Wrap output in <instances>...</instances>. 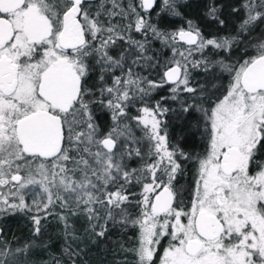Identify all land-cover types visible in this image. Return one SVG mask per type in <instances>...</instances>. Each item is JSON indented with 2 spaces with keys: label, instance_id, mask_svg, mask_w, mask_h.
I'll return each mask as SVG.
<instances>
[{
  "label": "snow or ice",
  "instance_id": "1",
  "mask_svg": "<svg viewBox=\"0 0 264 264\" xmlns=\"http://www.w3.org/2000/svg\"><path fill=\"white\" fill-rule=\"evenodd\" d=\"M224 7L0 0V221L30 222L23 241L0 227V264L47 249L49 218L67 257L51 264H86L78 219L92 243L130 233L116 264H264V0L228 31ZM169 114L195 119L200 151Z\"/></svg>",
  "mask_w": 264,
  "mask_h": 264
},
{
  "label": "trees",
  "instance_id": "2",
  "mask_svg": "<svg viewBox=\"0 0 264 264\" xmlns=\"http://www.w3.org/2000/svg\"><path fill=\"white\" fill-rule=\"evenodd\" d=\"M186 11H188L190 15H198V9L196 8ZM153 19H156V17L154 16ZM165 24L169 28L173 26L168 23L167 20L165 21ZM228 30H231V27L228 26L224 31ZM208 31H211V29L205 28V32ZM154 50H162L159 42L155 43ZM162 51H165L166 53V50ZM162 95H167L166 90L161 89L158 93H156L153 97V103H155L156 100H159ZM165 104L176 107L175 102L170 100L165 101ZM133 111H135V109H133ZM100 122L105 126L110 123L106 116H101ZM194 124V118H189L187 121H181L175 119L172 114H169L168 127L170 138L179 139L181 136H183L186 150H194L198 152L203 148V144L201 143L199 136L191 134V132L194 131V128H190V126ZM193 174L194 168L189 166L187 175L181 179V183L184 184L185 187L191 185ZM45 224V239L47 240V238L50 237L49 247L47 249L36 248L33 256L31 257V264H51L53 258L59 259L61 257L67 261V257H64L63 255V248L65 247L66 242L63 226L54 218H49ZM76 224L80 229L79 239L88 243L86 256L82 257V260H84L86 264H116V261L121 258L119 252L120 246L125 242H129L130 233H124L119 229H113L109 231L104 238H100L98 239V242L92 243L84 232V229L87 227L86 221L83 219H78ZM0 225L4 229L5 236H7L9 239H12L14 235L16 238L23 241L30 235V222L21 215L6 217L4 220L0 221ZM83 246L84 245L81 244V247ZM73 247H75V244H73Z\"/></svg>",
  "mask_w": 264,
  "mask_h": 264
},
{
  "label": "rangeland",
  "instance_id": "3",
  "mask_svg": "<svg viewBox=\"0 0 264 264\" xmlns=\"http://www.w3.org/2000/svg\"><path fill=\"white\" fill-rule=\"evenodd\" d=\"M224 7V18L227 19V26L231 27V30L234 29L238 17L237 14L232 13V7H240L241 0H222Z\"/></svg>",
  "mask_w": 264,
  "mask_h": 264
},
{
  "label": "flooded vegetation",
  "instance_id": "4",
  "mask_svg": "<svg viewBox=\"0 0 264 264\" xmlns=\"http://www.w3.org/2000/svg\"><path fill=\"white\" fill-rule=\"evenodd\" d=\"M0 227H2V226L0 225ZM0 239H1V237H0Z\"/></svg>",
  "mask_w": 264,
  "mask_h": 264
}]
</instances>
